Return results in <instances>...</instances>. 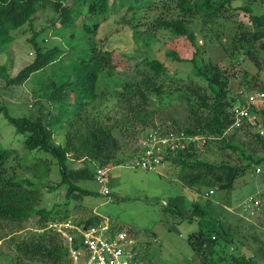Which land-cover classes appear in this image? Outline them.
I'll list each match as a JSON object with an SVG mask.
<instances>
[{
  "label": "trees",
  "instance_id": "trees-1",
  "mask_svg": "<svg viewBox=\"0 0 264 264\" xmlns=\"http://www.w3.org/2000/svg\"><path fill=\"white\" fill-rule=\"evenodd\" d=\"M237 1L0 0V48L6 49L24 37L33 56L12 75L7 73V65L0 64V115L12 129V142L0 137V225L10 229V233L25 229L30 231L25 238L14 241L16 255L11 264H70L64 241L55 231L45 229L47 223L68 219V200L73 194H92L73 181L87 180L90 176L95 179L97 167L125 165L138 153L137 149H133L124 155L123 147L112 131L91 121L90 115L86 114L89 104L97 98L121 96L118 100L124 101L127 95L133 93L116 83L112 88L101 85L103 81L112 80L114 69L112 51L103 45L107 29L117 31L124 27L133 30L142 25L140 17L144 13L159 12L157 17L143 25L146 26L145 36L140 37V31H134L133 38H141L147 46L156 32L164 30L185 38L196 47L194 54H197L200 49L188 24L198 21L222 45L230 64L240 66L242 61H249L256 68V73L240 69L238 92L256 89L257 98L264 99V84L259 81L263 68L259 55H264V14H253L250 6L239 5ZM122 10L125 13L119 16V22L103 26L106 28L105 38L98 34L102 24ZM49 37L60 43L47 47ZM166 54L175 61L185 62L173 52ZM147 62L153 74L159 76L164 72L162 63L156 60ZM188 62L195 75L206 83L208 92L189 88L191 96L186 95L188 125L176 128V121H171V130L186 136L202 137L205 144L201 148L190 145L163 155V159L178 166L179 179L196 196L190 204V212L185 211L184 218L194 216L199 230L188 236V243L205 264H209L205 257L207 248L211 254L223 253L218 256L221 264H261L259 257L263 254L262 250L257 248L256 255L250 256L240 251L243 245L236 236V227L226 223V218L209 208L211 201L207 195L213 189L232 190L237 179L257 168L264 171V103L253 104L257 126L248 119L240 127H232L233 105L241 99L238 92L234 97L231 95L229 82L238 75L230 73L231 68L225 69L211 61L197 65V59L192 58ZM48 73L50 76L53 74V79L47 80L45 76L48 77ZM40 78L44 81L38 86L46 92L43 95L45 101L36 109H31L35 116L10 115L2 95L13 87L29 83H33L31 91H36L38 86L34 85ZM150 87L149 93L162 102L165 98L158 86L154 83ZM132 98L127 100L128 105L140 108L141 104L134 105ZM143 102L148 103L146 96H143ZM134 115L146 127L140 110ZM226 134L230 136L228 141ZM240 136L243 138L241 141L238 140ZM59 137H63V141L60 138V142L56 143ZM216 144L219 152L228 148L237 156L236 159L230 155H227L228 158L223 155L225 158L219 161L201 157L202 154H212L211 149L217 148ZM69 158L93 162L94 172L87 166L68 169ZM52 162L58 167L59 180L55 186H49V191H56L66 184L64 197L67 202L63 211L38 208L40 193L45 185L24 177L25 173H29L41 180L49 175ZM167 210H176L180 218L184 214L182 208L170 204ZM74 222L86 226L98 224L100 219L91 215ZM131 234L128 233L130 237ZM0 240H4V236H0Z\"/></svg>",
  "mask_w": 264,
  "mask_h": 264
},
{
  "label": "rangeland",
  "instance_id": "rangeland-1",
  "mask_svg": "<svg viewBox=\"0 0 264 264\" xmlns=\"http://www.w3.org/2000/svg\"><path fill=\"white\" fill-rule=\"evenodd\" d=\"M111 1L113 2V0ZM139 1L136 0V2ZM237 3L242 6H250L253 14H264V0H238ZM124 13L125 10H122L119 15L116 13L111 16L106 23L102 24L98 34L104 37L106 28L103 26H112L116 21L119 22V16ZM158 15L159 12L147 11L140 17L142 25L133 30L124 27L117 31L107 29L108 35L105 36L106 38L104 37L103 45H107L112 51L114 69L111 74L112 80L103 81L101 85L112 88L113 85L116 86V83L120 87H127L133 93L127 95L126 99L130 100L133 97L134 105L140 103V108L130 107L127 100L119 101L121 96H118L97 98L89 104L86 110L91 121L102 124L112 131L114 137L118 139V143L123 147L124 155L133 149L139 151L143 138L154 126L162 124L163 127L171 129L173 121H176L174 123L176 128L188 125L189 113L186 95L191 96L189 88L198 89L201 93L207 91L206 83L195 75L191 63L188 62L192 58L197 59V65L211 61L225 69L231 68L230 73L238 75L237 78L234 77L229 82V89L233 97L234 94L236 96L239 89L240 69L245 68L250 73H256V68L249 61H242L240 66L233 65L236 63L230 64L229 57L222 49V45L206 28L200 26L198 21H191L188 24L194 32L196 46L200 49L197 54H194L196 47L185 38L176 37L164 30L156 32L153 35V40L147 46L143 44L141 38L137 40L133 38L134 31H140V37L145 36L146 26L143 25L148 24L147 21ZM239 17L241 18L242 14ZM110 31L112 32L110 33ZM47 41V47L60 43L59 40L50 37L47 38ZM168 51L173 52L185 62H178L174 58L168 57L166 54ZM32 57L31 48L25 43L24 37L14 41L6 49L0 48V64L7 65L9 75L15 74ZM259 58L263 67L259 73V81L264 84V55H259ZM151 60H156L164 65L165 70L159 76L153 74L147 65V61ZM49 76H45L47 80L53 79L52 73ZM38 80L40 81H37L34 86H38L44 81L41 78ZM154 83L165 98L162 102L155 95L149 93L150 86ZM32 86L33 83L13 87L2 95L1 99L7 106L10 115H27L31 118L35 116L31 113V109H36L40 103L45 101L43 95L46 92L42 88L39 89L40 86L36 91H31ZM257 91L256 89L248 90L244 92V95L255 101L258 97L255 95ZM143 96L148 98L147 104H144ZM239 104L236 101L233 108ZM138 110H140L141 120L145 121L146 127H143L135 118L134 114ZM252 112V115L255 116L254 109ZM11 133L12 129L8 122L0 115V137L9 142ZM225 137L227 141L230 138L229 134H226ZM60 138L61 142L63 141V137H59L56 143L60 142ZM238 140H243L242 136ZM14 145L16 144L14 143ZM218 149L219 146L215 149L212 148V154H202L201 157L211 161L225 158L223 155H230L234 160L237 157L228 148H224L223 152H219ZM87 159L69 158L67 167L75 170L87 166L93 173L94 164ZM165 164L167 166L158 167L156 170L130 167L128 162L125 165L108 166L110 173L108 195L101 193L100 184L92 176L87 180L73 181L77 186L92 194H73L68 200V219L51 220V222L66 220L74 222L78 219H87L89 215H99L102 218L110 219L117 230L133 234L134 247L142 264H205L188 243V236L199 230V224L194 216L185 219L184 216L180 218L176 210L173 212L164 210L167 208V203H171V206L177 208L181 206L184 211L190 212V204L196 199L193 190L179 179L178 166L167 160H165ZM24 177L34 183H44L45 185L40 193L38 208H53L63 211L64 203L67 202L64 197L66 184L56 188V191H49V186H55L59 180L58 167L54 166L53 162L49 175L44 176L41 180L33 178L29 173H25ZM210 191L207 195L211 201L209 208L216 210L224 219L226 218V223L236 227V236L243 245L240 251L250 256L256 255L257 248H260L263 254L259 257V262L264 264L263 169L258 170L257 168L252 173L237 179L230 191L214 189ZM203 201L204 199H202ZM45 229L52 230L47 227ZM10 231L0 225V236H4V240H0V264H11L16 255L14 241H20L30 232L28 229L15 233H10ZM215 253L211 254L208 248L205 249V257L209 264H221L218 261V256L223 253H219V255Z\"/></svg>",
  "mask_w": 264,
  "mask_h": 264
},
{
  "label": "built area",
  "instance_id": "built-area-1",
  "mask_svg": "<svg viewBox=\"0 0 264 264\" xmlns=\"http://www.w3.org/2000/svg\"><path fill=\"white\" fill-rule=\"evenodd\" d=\"M238 95L243 101L240 100V104L232 110V127L238 128L248 119L256 125L257 118L250 114L249 110L256 102L264 103V99H248L242 91H239ZM204 144L202 137L186 136L159 125L145 135L140 150L136 157L128 161V165L144 170H156L165 165L163 155L190 145L200 148L199 146ZM109 178L108 166L96 168L95 180L100 184L103 195L109 194ZM46 227L54 230L64 241L70 264H142L135 250L134 240L125 231L113 229L107 222L85 226L69 220L49 221Z\"/></svg>",
  "mask_w": 264,
  "mask_h": 264
},
{
  "label": "crops",
  "instance_id": "crops-1",
  "mask_svg": "<svg viewBox=\"0 0 264 264\" xmlns=\"http://www.w3.org/2000/svg\"><path fill=\"white\" fill-rule=\"evenodd\" d=\"M164 166H167V165L165 164ZM164 166H163V167H164ZM166 168H167V167H166ZM79 197H80V195H79ZM170 204H171V203H170ZM168 205H169V204L167 203L166 207H167ZM179 205H180V204H179ZM178 208H180V209L182 208V210H184L183 207H181V206L178 207ZM164 210H167V208H165ZM183 213H184V214H182L183 216L186 215V214H185V211H183ZM93 215H94V214H93ZM90 216H91V215H89V217H90ZM94 216L98 217V218L100 219V222H107L109 225L111 224L110 226H111L113 229H116V228H114V226L112 225V222H111L110 219H108V218H102V217L99 216V215H94ZM116 230H117V229H116ZM121 231H123V230H121ZM126 233H127V232H126ZM131 235H133V234H131ZM133 238H134V237L131 236V239H133Z\"/></svg>",
  "mask_w": 264,
  "mask_h": 264
},
{
  "label": "clouds",
  "instance_id": "clouds-1",
  "mask_svg": "<svg viewBox=\"0 0 264 264\" xmlns=\"http://www.w3.org/2000/svg\"><path fill=\"white\" fill-rule=\"evenodd\" d=\"M239 103H240V101H239ZM252 111H253V105H252V107H250L249 113H250V114H253V112H252ZM255 116H256V114H255ZM256 118H257V117H256ZM256 126H257V123H256ZM260 134L262 135V133H261V132H260Z\"/></svg>",
  "mask_w": 264,
  "mask_h": 264
}]
</instances>
